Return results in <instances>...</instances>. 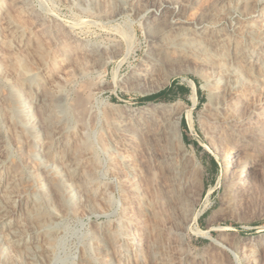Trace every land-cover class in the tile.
I'll list each match as a JSON object with an SVG mask.
<instances>
[{"label": "bare ground", "instance_id": "bare-ground-1", "mask_svg": "<svg viewBox=\"0 0 264 264\" xmlns=\"http://www.w3.org/2000/svg\"><path fill=\"white\" fill-rule=\"evenodd\" d=\"M114 1L89 4L108 19L125 11L124 1ZM161 2L158 14L140 21L148 47L129 80L148 86L178 65L200 68L207 103L199 124L224 163L225 208L215 216L264 189V0ZM131 4L139 13L136 0ZM124 38L129 51L133 35ZM77 39L31 0H0V264H55L62 226L71 218L88 226L87 244L73 264H193L187 233L207 237L234 256L233 264L238 257L242 264H264L261 238L236 253L209 231L190 227L208 209V196L196 211L203 170L184 145L180 103L144 112L126 106L114 119L95 113L83 92L68 97L64 87L87 75L90 63L123 49L120 41L101 46ZM192 94L185 111L190 125L197 105ZM144 136L145 177L134 155ZM111 205L118 218L91 226ZM221 256L218 263L227 257Z\"/></svg>", "mask_w": 264, "mask_h": 264}, {"label": "rangeland", "instance_id": "rangeland-1", "mask_svg": "<svg viewBox=\"0 0 264 264\" xmlns=\"http://www.w3.org/2000/svg\"><path fill=\"white\" fill-rule=\"evenodd\" d=\"M122 1L126 4L125 11L111 18L104 19L91 10L92 8L89 4L91 0H31V3L39 9L46 18L60 22L63 26L71 30L73 37H76V39L78 38L77 40L82 44L108 46L112 41H120L123 45V49L119 56L106 59V61L102 60L100 63H90L87 75L76 78L72 83L64 87V91L67 93L68 97H73L75 93L83 92V95L88 98L89 104H91L90 106L93 107L95 113L98 111H106L110 114V117L114 119L118 118L119 113L124 112V107L126 106L128 109L144 112L146 106H172L173 104L180 103L183 107L181 131H183L182 136L184 137V145L189 151H195L197 160L200 162L203 170L204 190L195 207L196 211L201 208L203 209V205L208 196L207 211L202 210L203 214L199 217L198 223L190 227H198L203 231H209L210 235L217 242L228 247L231 246L230 248L235 250L236 253L250 247V243H248L250 238H261V240L264 241V189L260 191L263 194L259 193L253 199L250 198L247 203L237 204L233 206V208H229V210L228 208L227 210L225 209V213L214 216L217 210L223 209L224 207L220 200L224 195L225 189L222 175L224 163H222V159H217L213 154L206 141L203 129L199 124L200 111L203 108V104L207 103L206 94L200 89V86L203 84V79L199 76L200 74H198L201 71L200 68L190 63L182 64L181 66L178 65L179 68L177 66L173 67L167 78L163 75L161 77L159 76L155 84L148 86L145 85V82L140 84L129 80V77L140 66L148 47L145 28L140 26V21L144 23L145 20L143 19H145V15L151 16L152 14H158L163 8V5L161 0H156V6H154V8L145 0H136L140 9L139 13H137L136 9L131 8L132 0ZM116 2L118 1L115 0L113 3L117 4ZM140 16H144V18L139 19ZM132 28L134 32H132ZM130 34L133 35V45L128 51V44L124 37ZM48 44L49 46L51 45L48 42L46 46H48ZM125 80L129 82L127 81V83H125ZM99 82H101L102 85L97 87ZM173 82H177L179 86L189 87L190 94L185 98L176 97L166 100L160 98L154 101L147 100L145 102H140L143 98L167 91ZM196 84H198V89L203 99L201 100V104H197L192 108L193 123L190 125L186 119L187 114H185V111L187 113L192 107L190 101H192V92H196L197 90ZM182 118L185 120L184 126L182 124ZM189 125L190 127H188ZM93 129L94 127H92V130ZM95 130H99V126L96 125ZM93 133L94 132L91 131L88 136L90 141L93 139ZM144 139L145 136L140 140V143L138 142L140 146L138 144L136 145L135 150L138 151H135L134 155L137 156L135 159L142 166L141 169L145 177ZM95 153L100 160H104V155L100 150L95 148ZM211 160H213V164H211ZM100 174L103 180H108V178L104 176V169H101ZM210 189H212V192L208 195ZM117 198L118 194H115L114 199ZM111 206H103V211L106 209V216H100L98 218L93 217L90 220V225L92 226L95 223H101L111 219L116 220L118 214L114 211L115 206ZM84 221L88 222L87 220ZM82 223L83 221L79 218H71L65 222V225L63 224L62 237L58 245L59 247L57 248L55 264H73L72 261L81 253L82 246L84 248L85 244H87L83 235L88 226H82ZM186 240L189 244L190 260L193 264H226L228 262L230 264V261L231 264H233L234 256L226 251H219L220 248L217 246L213 247L207 237L203 238V236H194L187 233ZM238 249H240V251ZM221 255L227 257H225L226 259H224L223 262L218 263L221 259L219 257H222ZM199 260L202 261L200 262ZM69 261L71 263H69ZM237 261L239 264H242L239 257Z\"/></svg>", "mask_w": 264, "mask_h": 264}, {"label": "trees", "instance_id": "trees-1", "mask_svg": "<svg viewBox=\"0 0 264 264\" xmlns=\"http://www.w3.org/2000/svg\"><path fill=\"white\" fill-rule=\"evenodd\" d=\"M197 90H196V95H197V99H198V104H201V100L203 99L201 96V92L198 89V84H196ZM190 94V88L187 86H179L177 84V82H173L171 84V86L168 88L167 91L165 92H160L158 94L143 98L140 102H145L147 100L150 101H154V100H158L160 98L163 99H174L176 97H187ZM182 124L184 126L185 124V120L184 118H182ZM183 132V131H182ZM183 141H184V137H183ZM211 164H213V160H211Z\"/></svg>", "mask_w": 264, "mask_h": 264}, {"label": "crops", "instance_id": "crops-1", "mask_svg": "<svg viewBox=\"0 0 264 264\" xmlns=\"http://www.w3.org/2000/svg\"><path fill=\"white\" fill-rule=\"evenodd\" d=\"M195 96H196V101H197V104H198V99H197V95H196V92H195Z\"/></svg>", "mask_w": 264, "mask_h": 264}]
</instances>
